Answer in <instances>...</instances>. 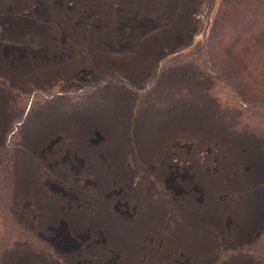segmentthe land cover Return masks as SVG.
<instances>
[{"label": "trees", "instance_id": "trees-1", "mask_svg": "<svg viewBox=\"0 0 264 264\" xmlns=\"http://www.w3.org/2000/svg\"><path fill=\"white\" fill-rule=\"evenodd\" d=\"M39 5L0 45V264H264V0L0 11ZM118 7L149 26L114 49Z\"/></svg>", "mask_w": 264, "mask_h": 264}, {"label": "rangeland", "instance_id": "rangeland-1", "mask_svg": "<svg viewBox=\"0 0 264 264\" xmlns=\"http://www.w3.org/2000/svg\"><path fill=\"white\" fill-rule=\"evenodd\" d=\"M115 14L118 20V32L116 36L109 39V44L114 49L123 46L130 34L145 30L149 26V22L146 20L138 21L134 10L118 7ZM48 26L49 18L42 5L36 6L31 12L20 14L11 9L1 10L0 45L3 50H8L11 47L21 50L27 47L36 51L40 50L44 46ZM256 213L258 212L254 211L250 215H256ZM54 228L56 234L53 239L57 237L54 241L62 249H69L79 244L78 239L71 237L70 226L66 217L60 218Z\"/></svg>", "mask_w": 264, "mask_h": 264}]
</instances>
